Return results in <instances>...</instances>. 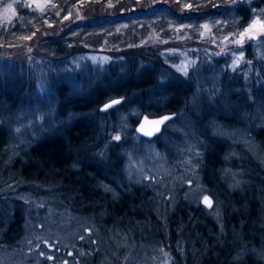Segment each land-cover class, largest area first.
<instances>
[{
    "label": "rangeland",
    "instance_id": "obj_1",
    "mask_svg": "<svg viewBox=\"0 0 264 264\" xmlns=\"http://www.w3.org/2000/svg\"><path fill=\"white\" fill-rule=\"evenodd\" d=\"M241 1L246 5L254 1L258 5L247 15L246 25L240 22L244 17L237 15L231 24L214 18L216 22L204 20L196 25L186 22L187 25L182 26H199L201 38L191 32H177L174 37L162 36L163 31L148 32L129 51L115 47L109 50L81 48L84 51L68 56L56 53L58 44H64L67 51L84 44L72 37L85 31L89 24L108 34L123 25L118 22L122 11L91 6L76 8L63 16L59 11V16L38 36L32 35L18 47L0 48L1 70H5L4 61H10L7 66H25L26 78L35 81L25 101L10 113L8 150L11 160L25 156L38 140L79 116L74 112L59 115L52 74L61 73L76 94L85 87H92L104 68L117 58L151 49L162 53L166 63L159 83H166L176 75L182 80L187 78L184 83L190 85L189 91L178 98L183 106L177 117L153 138L139 135L134 120L139 121L143 115L144 109L139 105L143 101L149 111H159L161 107L166 111L163 97L151 101L148 97L141 100L132 96L129 102L124 100L122 105L112 109L88 113L93 114L98 124L96 156L106 161L109 150L117 147L116 153L115 148L111 151L121 173L118 174L120 168H115L114 174L111 173L114 183L107 189L114 191L117 197L120 190L141 187L145 195L142 209L149 217L146 223L107 222L105 216L96 220V215L84 212L86 205H75L74 195L57 186L22 180L0 181V264H88L97 253V264L188 263L184 253L186 242L183 243L180 230L172 236L170 216L177 205L181 202L199 205L209 197L213 200L208 208L210 215L224 222L223 203L218 195L209 194L210 188L204 180L207 142L215 136L223 144L221 175L230 190L241 191L248 184L247 169L253 167L254 170L257 166L264 172L262 141H258L257 136L264 128V102L255 100L252 104V89L261 84L264 67V30L257 26L250 33L254 39L245 36L242 43L236 42L254 20L264 22V0ZM30 2L43 4V0ZM161 2L164 11L178 13L179 20L190 10L208 14L214 8L193 9L183 5L181 0ZM238 2L240 0L225 1L221 8L226 17L232 16ZM137 8L130 6L128 15ZM145 9L137 11L144 13ZM238 58L239 63H236ZM106 98V102L113 100V97ZM208 106L213 112L217 111V106L225 110L222 114L227 120L214 117ZM116 136H120V140H116ZM261 136L264 141V134ZM261 204L264 207V200ZM14 212L19 220L11 226ZM8 218L12 221L8 222ZM261 225L264 228V222ZM256 239L258 246L236 243L240 247L239 261L251 256L264 264V230Z\"/></svg>",
    "mask_w": 264,
    "mask_h": 264
},
{
    "label": "trees",
    "instance_id": "obj_2",
    "mask_svg": "<svg viewBox=\"0 0 264 264\" xmlns=\"http://www.w3.org/2000/svg\"><path fill=\"white\" fill-rule=\"evenodd\" d=\"M139 1L141 0H43L45 4L38 5L30 0H0V48L10 49L21 46L28 40L24 37L38 36L45 31L46 27L59 16V11H61L60 16H63L72 13L76 8L113 7L123 12L118 20L123 25L112 34L98 31L90 24L87 25L85 31L72 37L84 44L72 48L71 51H67L64 44L56 45L55 52H59L62 56L79 54L78 52L84 51L81 48L133 49L148 32L163 31L164 37H174L177 32L178 34L191 32V35L194 33V37L201 38L199 26L195 28L182 26L187 25L186 22H193L196 25L201 21H215L217 18H222L223 23L231 24L237 15L244 17L240 22L246 25L247 15L252 14L253 9L258 7L254 1L246 5L240 0L232 9V16L226 17L222 6L227 0H181L183 5H190L193 9L205 6L214 8L208 14H204L203 11L197 12L199 10L196 9L194 12L190 10L184 15L185 18L181 17L179 20L176 18L178 13L164 11L161 0H144L141 3ZM132 5L137 6V9H146L144 13L135 9L128 15ZM191 15L193 17H190ZM130 44L133 46L130 47ZM114 61L104 68L101 77L92 87H85L76 94L72 92L68 81L61 73L52 74V87L57 98L59 115L63 117L67 112H74L79 116L38 140L27 150L25 156L13 160L8 150L11 136L10 113L25 101L35 81L26 78L28 73H25V66L21 68L16 63L17 68L13 65L7 66L10 61H4L5 70L0 68V181L22 180L57 186L62 191L74 195L75 205H86L84 212L96 215V220H101L105 216L107 222L133 220L144 224L149 217L142 209L145 195L141 187L133 186L129 190H120L117 197L113 194L114 191L112 193L107 189L110 187L109 184L114 183L111 173L114 174L115 168H120L118 174L121 173V167L115 163L117 159L111 151L115 148L116 153L117 147L109 150L110 156L106 161L96 156L98 144L95 141L98 124L93 114L91 116L88 113L101 110L106 97L122 99L121 103L116 105L119 106L125 102L124 100L129 102L132 96L141 100H147L148 97L151 101L159 96L166 99L164 107L166 111H162V107L159 111H149L150 109L144 107L143 101L142 105L139 104L144 109L142 116H158L168 112L177 115L183 106L178 98L189 91L190 85L184 83L187 78L182 80L176 75L166 83H159L162 68L166 63L162 53L151 49L147 52L128 53L124 58H117ZM263 68L261 84L252 89V104L255 100L264 102ZM218 106L217 111L214 112L209 106L207 108L214 117H220L222 121L227 120L223 117L225 110L222 111ZM202 122H205V119H202ZM137 123L138 120L135 119L134 125ZM261 133L264 134V128L257 132L258 141H262L261 148L264 155ZM221 146L223 147V144L215 139V136L207 142L203 174L205 183L210 188L209 194L218 195L220 202L223 203L224 222L220 223L212 214L210 215L209 209L203 203L194 205L190 202H181L170 216L172 236L180 230L181 239L184 240L183 243L186 242L184 253L187 264H263L261 260L253 259L251 256L239 261L237 254L240 252V247L236 246V243L241 241L258 246L256 238L263 234L264 228L261 224L264 222V207L261 201L264 200V172L257 166L254 170L251 169L253 167L247 169L249 173L245 176L248 178V184H245L241 191L230 190L222 180L221 172L224 166ZM12 216L14 221L10 223L11 226L19 220L15 212ZM150 218L156 222L153 216ZM10 221L12 219L8 218V222ZM98 254L94 255V260L88 264H97Z\"/></svg>",
    "mask_w": 264,
    "mask_h": 264
},
{
    "label": "water",
    "instance_id": "obj_3",
    "mask_svg": "<svg viewBox=\"0 0 264 264\" xmlns=\"http://www.w3.org/2000/svg\"><path fill=\"white\" fill-rule=\"evenodd\" d=\"M113 100H118L122 101V99L120 98H117V99H113ZM109 101L107 103H105L102 107H101V110L102 111H106V110H109L111 108H113L114 106L120 104V103H117V104H112V101ZM112 105L111 107H108V108H105V105ZM165 117H169V119L165 120L164 118ZM176 117V113H172V112H168V113H164V114H161V115H158V116H148V115H144L142 116L138 123L136 124V132L141 135L142 137H145V138H153V137H156L158 136L162 130L165 128V126L170 123L174 118ZM163 121V123L157 125V124H154L153 122L154 121ZM157 128L159 129L157 131ZM149 133H151V135H149ZM208 199L213 202V200L211 198L208 197ZM202 203L203 205L206 207V208H210L208 206V204H206L204 202V199L202 200ZM211 206H212V203H211Z\"/></svg>",
    "mask_w": 264,
    "mask_h": 264
},
{
    "label": "snow or ice",
    "instance_id": "obj_4",
    "mask_svg": "<svg viewBox=\"0 0 264 264\" xmlns=\"http://www.w3.org/2000/svg\"><path fill=\"white\" fill-rule=\"evenodd\" d=\"M8 7L10 8L11 5H9ZM189 7H190V5H189ZM257 26H259V28L261 30H264V22H261L259 20H254L253 23L251 25H249V27L246 28L243 33L240 34V40L239 41H236V42L237 43H242L243 42V38L245 36H247L248 39H254L255 37L252 36L250 33H251L252 29L256 28ZM24 39H31V36L24 37ZM236 63H239V58L237 59ZM117 103H120V101H118V100H113L112 101V104H117ZM111 106L112 105L108 104V105H105V108H108V107H111ZM164 119L167 120V119H169V117H165ZM153 123L159 125V124L163 123V121L162 120L161 121H154ZM158 130L159 129L157 128V131ZM149 135H151V133H149ZM115 139L116 140H120V136H116ZM204 202L206 204H208L209 207H211V203L212 202L208 199V197H205L204 198ZM48 259H52V257H48Z\"/></svg>",
    "mask_w": 264,
    "mask_h": 264
}]
</instances>
